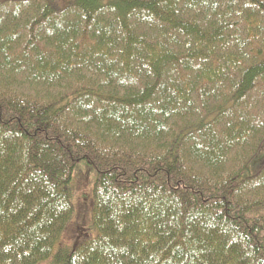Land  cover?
Masks as SVG:
<instances>
[{
    "label": "trees",
    "instance_id": "trees-1",
    "mask_svg": "<svg viewBox=\"0 0 264 264\" xmlns=\"http://www.w3.org/2000/svg\"><path fill=\"white\" fill-rule=\"evenodd\" d=\"M263 140L264 0L0 3V264H264Z\"/></svg>",
    "mask_w": 264,
    "mask_h": 264
},
{
    "label": "rangeland",
    "instance_id": "rangeland-1",
    "mask_svg": "<svg viewBox=\"0 0 264 264\" xmlns=\"http://www.w3.org/2000/svg\"><path fill=\"white\" fill-rule=\"evenodd\" d=\"M9 0H0L1 2ZM22 1V0H19ZM55 10H62L76 0H46ZM211 117V116H210ZM264 163V140L248 163V169L241 175V179L248 175H255ZM95 181V171L84 161L75 165L69 183L70 204L72 214L63 234L62 245L66 249L95 237L96 231L92 227L91 216L93 207L92 191ZM50 264V263H44Z\"/></svg>",
    "mask_w": 264,
    "mask_h": 264
}]
</instances>
